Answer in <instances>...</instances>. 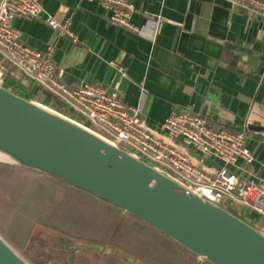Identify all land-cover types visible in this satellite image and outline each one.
I'll return each instance as SVG.
<instances>
[{"label": "crops", "instance_id": "0c3cea01", "mask_svg": "<svg viewBox=\"0 0 264 264\" xmlns=\"http://www.w3.org/2000/svg\"><path fill=\"white\" fill-rule=\"evenodd\" d=\"M129 1L135 8L131 22L143 34L109 22L111 11L96 0H41L44 12L38 18H16L12 26L23 43L40 53L53 47V63L67 86L95 83L115 90L124 104L141 110L144 126L159 138L164 139V120L181 111L204 117L215 129L244 130L254 162H239L231 171L240 179H264V133L247 128L251 122L264 127V9L243 0ZM45 15L58 21L70 17L78 42L58 36L44 23ZM110 62L124 68V77ZM2 86L67 115L61 103L11 68ZM29 177L36 181L41 206L47 210L58 200V185ZM242 213L260 221L253 213ZM58 235L48 246L43 241L38 250L39 258L52 261L49 264H142L108 246Z\"/></svg>", "mask_w": 264, "mask_h": 264}, {"label": "water", "instance_id": "95a60500", "mask_svg": "<svg viewBox=\"0 0 264 264\" xmlns=\"http://www.w3.org/2000/svg\"><path fill=\"white\" fill-rule=\"evenodd\" d=\"M247 128L264 133V127L253 122ZM0 158L86 192L207 264H264V231L80 124L2 85ZM0 264L30 263L0 236Z\"/></svg>", "mask_w": 264, "mask_h": 264}, {"label": "built area", "instance_id": "2783aa9c", "mask_svg": "<svg viewBox=\"0 0 264 264\" xmlns=\"http://www.w3.org/2000/svg\"><path fill=\"white\" fill-rule=\"evenodd\" d=\"M96 1L111 11L109 22L130 33L143 34L131 22L135 8L129 0ZM243 1L250 7L264 9V0ZM43 12L41 0H0V85L6 69H13L61 103L67 111L63 116L68 119L165 172L205 199L227 210L239 214L244 210L264 219V179H240L231 171L239 162L247 166L254 162L246 147L244 130L215 129L204 117L181 111L164 120L162 139L144 126L141 110L124 104L115 90L95 83L67 86L62 71L53 63V47L40 53L23 43L19 31L12 26L16 18H38ZM43 21L58 36L78 42L70 17L58 21L45 15ZM149 37L154 39V35ZM109 65L124 77L122 66L114 62ZM78 251L75 249L74 253Z\"/></svg>", "mask_w": 264, "mask_h": 264}, {"label": "trees", "instance_id": "16d2710c", "mask_svg": "<svg viewBox=\"0 0 264 264\" xmlns=\"http://www.w3.org/2000/svg\"><path fill=\"white\" fill-rule=\"evenodd\" d=\"M29 175L42 178L46 183L53 181L58 185L59 188L55 191L58 193V200L50 202L47 210L42 208L40 190H37L39 187ZM0 203L5 207L7 214L2 216L3 220L9 219V226L14 233L26 236L25 243L28 234L39 224L67 238L108 246L129 254L142 264H207L148 225L121 213L82 190L51 177L2 162ZM229 211L239 217V213L233 209ZM250 219V224L254 225L252 218ZM152 236L156 239L154 240ZM9 239L14 241L11 237ZM163 244L166 254L163 253Z\"/></svg>", "mask_w": 264, "mask_h": 264}, {"label": "rangeland", "instance_id": "374dc122", "mask_svg": "<svg viewBox=\"0 0 264 264\" xmlns=\"http://www.w3.org/2000/svg\"><path fill=\"white\" fill-rule=\"evenodd\" d=\"M4 208L5 207H2V204L0 203V236L3 237L30 264H49L50 262H52L50 259H46V257H43L42 259L39 258L38 250L39 247H41V243L43 241L48 246L50 242L53 241L54 237L59 236L58 233L48 229L45 226H37L31 233L28 234V240L25 243L26 236L22 233H14V230L9 226V219L5 221L3 220L2 216L7 215ZM248 216L249 215H244L243 213L239 214L240 218L251 223V219ZM254 223V226H257V228L264 231L263 218H260V221L258 223ZM43 233L44 235H46L45 238L43 237ZM9 237L13 238L14 241L10 240ZM65 262L68 261L66 260Z\"/></svg>", "mask_w": 264, "mask_h": 264}, {"label": "bare ground", "instance_id": "6f19581e", "mask_svg": "<svg viewBox=\"0 0 264 264\" xmlns=\"http://www.w3.org/2000/svg\"><path fill=\"white\" fill-rule=\"evenodd\" d=\"M0 162L4 163V162L1 160V158H0Z\"/></svg>", "mask_w": 264, "mask_h": 264}]
</instances>
